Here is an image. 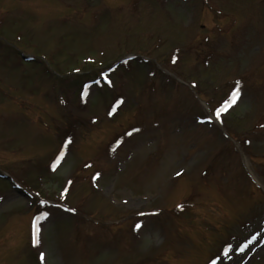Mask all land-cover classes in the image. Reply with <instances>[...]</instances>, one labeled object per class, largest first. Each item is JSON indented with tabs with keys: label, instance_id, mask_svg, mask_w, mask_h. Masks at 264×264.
Segmentation results:
<instances>
[{
	"label": "rangeland",
	"instance_id": "rangeland-1",
	"mask_svg": "<svg viewBox=\"0 0 264 264\" xmlns=\"http://www.w3.org/2000/svg\"><path fill=\"white\" fill-rule=\"evenodd\" d=\"M1 168L0 264H264V0H0Z\"/></svg>",
	"mask_w": 264,
	"mask_h": 264
},
{
	"label": "snow or ice",
	"instance_id": "snow-or-ice-1",
	"mask_svg": "<svg viewBox=\"0 0 264 264\" xmlns=\"http://www.w3.org/2000/svg\"><path fill=\"white\" fill-rule=\"evenodd\" d=\"M177 59V56L175 54L172 55V61L175 62ZM100 77L104 78L105 80L106 78V74L105 72L101 71L99 73ZM110 83V81H108ZM95 83H100L99 80L95 81ZM89 84H84L83 88L85 89V91L81 92V96L86 94V90L88 89ZM239 87V82H237V87H233L231 92L228 94V99L224 100L223 102L219 103L218 105L214 106V108L212 109L211 113L207 116H203L201 118H198L200 120V122H204L205 120H212L213 118H215L216 120H220L221 118V113L225 112L231 105L235 104L237 101L238 96L240 95V92L238 90ZM119 103H121L120 100L116 101V104L113 105V111L115 110L116 105H118ZM108 115H112V112L110 111L108 113ZM69 143L68 140H65V144ZM119 143V141H117V144ZM247 143V141H246ZM64 155L63 149H61L59 155H57L56 159L52 162L51 167L53 169H55L57 163H59L61 157ZM87 167V165H86ZM97 176L99 175L98 173L96 174ZM177 175H179V173H177ZM93 179H96V176H93ZM70 183V182H69ZM61 199H63L64 197V193L61 192ZM40 204H44L46 203V201H39ZM177 208L181 207V205L177 204L176 205ZM49 215V213L47 211H38L37 214L33 217L32 219V242L33 244L37 243V233L39 231L38 228V222L42 221L45 219V217H47ZM143 215V214H141ZM134 230L135 229H139L141 227V224L139 222H137L134 226ZM252 239H256V236H252L251 239H249L246 243L241 244L239 247H236L234 250L236 252H242L244 251V249L248 246V244L251 243ZM232 248V245L227 244L223 247L222 252L220 253L219 256L216 257V259H212L209 261V264H217V260L222 259L224 256L228 255L229 253V249ZM41 257L43 256V253L40 254Z\"/></svg>",
	"mask_w": 264,
	"mask_h": 264
}]
</instances>
